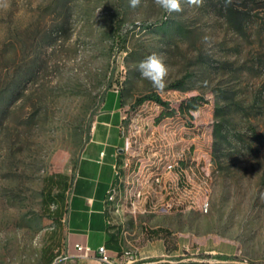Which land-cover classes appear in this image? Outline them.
<instances>
[{
	"label": "rangeland",
	"instance_id": "obj_1",
	"mask_svg": "<svg viewBox=\"0 0 264 264\" xmlns=\"http://www.w3.org/2000/svg\"><path fill=\"white\" fill-rule=\"evenodd\" d=\"M181 4L168 14L153 0L136 9L129 0H0V264H45L43 251L60 246L67 197L49 177L71 186L112 94L121 98L113 129L122 147L129 139L134 171L127 199L149 191L146 212H127L141 244L160 229L176 250L163 264H186L213 243L233 245L236 261L200 254L203 264H264V0ZM152 53L170 69L162 92L137 70ZM150 94L166 104H135ZM222 119L243 141L230 136L219 161ZM166 167L174 203L157 207L169 200Z\"/></svg>",
	"mask_w": 264,
	"mask_h": 264
},
{
	"label": "crops",
	"instance_id": "obj_2",
	"mask_svg": "<svg viewBox=\"0 0 264 264\" xmlns=\"http://www.w3.org/2000/svg\"><path fill=\"white\" fill-rule=\"evenodd\" d=\"M121 136L105 139L99 135L90 139L85 153L80 157L71 182V198L65 203L66 220L61 238V244L54 251L59 252L50 260L45 258V264H99L96 249L105 244L111 253H121L125 249L132 251L133 261L130 264H163L165 257L175 255L173 245H166L167 237L161 231H151L144 244L139 241L145 233L131 230L128 226L131 219L127 216L135 214L129 210L127 197L130 191V178L134 171L127 174L124 167L126 155L121 150ZM196 147L191 145L181 162L185 166L192 160L189 156ZM207 153V152H206ZM208 154V153H207ZM195 158V157H192ZM140 164L133 159L132 167ZM112 187L118 194L114 201L108 199V191ZM67 192V191H66ZM66 194V193H65ZM117 205H120L117 209ZM144 210L143 212H146ZM131 216V215H130ZM133 217V216H132ZM135 218V217H134ZM88 244L92 247L89 257H78L75 244ZM68 254L69 258L63 259ZM186 264H203V258L216 256L222 262H234L231 256L236 254L233 245L213 243V245L196 246ZM160 258V259H156Z\"/></svg>",
	"mask_w": 264,
	"mask_h": 264
},
{
	"label": "trees",
	"instance_id": "obj_3",
	"mask_svg": "<svg viewBox=\"0 0 264 264\" xmlns=\"http://www.w3.org/2000/svg\"><path fill=\"white\" fill-rule=\"evenodd\" d=\"M186 81V78H182L179 79L177 81H175L174 83H172V86L175 88H183L184 83ZM146 100H155L163 105H165L166 103H164V101H162V99L158 96V95H154V94H150V95H145L143 97H139L136 101L135 104L137 106H140L141 104H143ZM107 105V111H105L103 114L100 115V119H99V123L97 124L96 128L100 130H103V133H99L98 135L100 136V138L105 139V137L108 135L109 139L112 137H117V134H115L113 129L114 127L117 126L118 124V120H119V115L118 113H111V110H113V108H118L121 106V98L120 96L114 95L112 94V97L106 102ZM217 116L219 115L218 110H216ZM104 124H110L111 127H106V125ZM226 121L224 119H222L221 121H218L217 123H215L214 125V129H213V134H214V142H213V151H212V158L213 159H218L219 161H221L222 157H223V149L225 148V143H229L231 140V137H233L236 140V144H240L241 141H243V138L241 136H239L237 134V132H235L234 134H232L229 131H225V128H228L226 126ZM231 136V137H230ZM238 146V145H235ZM183 161V160H182ZM190 162L188 164H186L185 166L189 165ZM49 180L52 183H55V185L57 187H59V191L57 193L58 197L63 198L64 194L66 193V191L68 190L69 186H68V177L66 175H60L59 178L55 179L53 176L49 177ZM48 199L51 202H55V198L54 196H52L51 192L48 193ZM57 210H58V206H57ZM154 231L159 232L160 229H155ZM47 253L45 255V251L44 252V256L45 258L48 256V259L52 260L55 257V249H46ZM44 258V261H45Z\"/></svg>",
	"mask_w": 264,
	"mask_h": 264
},
{
	"label": "clouds",
	"instance_id": "obj_4",
	"mask_svg": "<svg viewBox=\"0 0 264 264\" xmlns=\"http://www.w3.org/2000/svg\"><path fill=\"white\" fill-rule=\"evenodd\" d=\"M141 2L142 0H129V6L136 9L141 6ZM227 2H230V0H226ZM153 3L168 14L184 11L181 0H153ZM184 3L190 8H198L203 5V0H184ZM137 70L140 76L148 80L158 92L164 91L167 87V77L170 69L162 55L157 53L148 55L144 60L139 62Z\"/></svg>",
	"mask_w": 264,
	"mask_h": 264
},
{
	"label": "built area",
	"instance_id": "obj_5",
	"mask_svg": "<svg viewBox=\"0 0 264 264\" xmlns=\"http://www.w3.org/2000/svg\"><path fill=\"white\" fill-rule=\"evenodd\" d=\"M128 142L129 139L126 142V145H124V147L121 148V150L125 153L126 158H125V162H124V167H127V165H129L130 163H127V154H128ZM172 169V167H166V169H164L161 172V176H164V185H161V193L163 192H167L169 195V200L160 201L159 203H157V207H171L172 203L171 202L172 199H174L175 197L173 196L172 193V179L167 176L166 173H170V170ZM112 192V187L109 189L108 191V195L107 197H109V194ZM149 191L146 192H139V196L140 195H148ZM66 202H68L71 198V189L70 187L68 188L67 192H66ZM179 201H177L175 199V203H177ZM138 205H145V210H146V203H139V198H137L136 203L134 205V211H135V218L138 214H136V207ZM66 217V216H64ZM75 248L77 249L78 253L77 256L78 257H89L91 252H92V247L88 244H80L77 243L75 244ZM96 252L98 254V259H99V264H130L133 261L132 258V251L130 249H125L123 250L121 253H111V251L108 249V247L105 244L99 245L96 249ZM69 258V255L66 254L63 259H67Z\"/></svg>",
	"mask_w": 264,
	"mask_h": 264
},
{
	"label": "bare ground",
	"instance_id": "obj_6",
	"mask_svg": "<svg viewBox=\"0 0 264 264\" xmlns=\"http://www.w3.org/2000/svg\"><path fill=\"white\" fill-rule=\"evenodd\" d=\"M155 179H156V181H160L161 177H160V176H157V177H155ZM139 192H142V190H141V189H133V190L131 191L130 198L127 199V200L129 201V203H130V206H131L132 211H134V205H135V203H136L137 198H139V201H140V197H141V195L139 196ZM117 198H118L117 191H116L115 189H112V192L109 194L108 199L111 200V201H114V200H116ZM116 207H117V209H119L120 205H117ZM140 207H141V205H138V206L136 207V211H137L138 208H140ZM134 212H135V211H134ZM64 216H65V214H64L63 217H62L63 221L66 220V217H64Z\"/></svg>",
	"mask_w": 264,
	"mask_h": 264
}]
</instances>
